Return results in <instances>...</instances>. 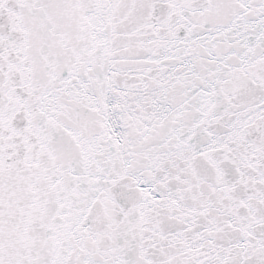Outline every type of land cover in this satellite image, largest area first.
I'll use <instances>...</instances> for the list:
<instances>
[{
    "label": "snow or ice",
    "instance_id": "1",
    "mask_svg": "<svg viewBox=\"0 0 264 264\" xmlns=\"http://www.w3.org/2000/svg\"><path fill=\"white\" fill-rule=\"evenodd\" d=\"M0 264H264V0H0Z\"/></svg>",
    "mask_w": 264,
    "mask_h": 264
}]
</instances>
